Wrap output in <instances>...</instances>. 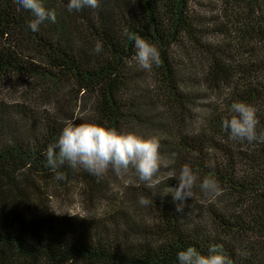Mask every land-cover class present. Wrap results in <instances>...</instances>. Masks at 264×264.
<instances>
[{"label": "trees", "instance_id": "trees-1", "mask_svg": "<svg viewBox=\"0 0 264 264\" xmlns=\"http://www.w3.org/2000/svg\"><path fill=\"white\" fill-rule=\"evenodd\" d=\"M67 2L43 0L57 20L32 32L31 13L0 0V264H177L179 250L214 244L233 264H264V142L221 127L240 101L264 130V0ZM129 36L156 45L159 66L140 68ZM67 121L157 136L155 186L134 169L64 165L56 179L43 153ZM186 163L197 180L178 212ZM205 177L217 194L200 190Z\"/></svg>", "mask_w": 264, "mask_h": 264}, {"label": "clouds", "instance_id": "clouds-1", "mask_svg": "<svg viewBox=\"0 0 264 264\" xmlns=\"http://www.w3.org/2000/svg\"><path fill=\"white\" fill-rule=\"evenodd\" d=\"M18 8L29 11L32 19L27 27L32 32L39 31V26L46 20L55 23L57 13L54 9L44 6L43 0H17ZM99 0H68L66 8L69 12L82 8L96 9ZM134 41L135 53L133 60L137 65L150 70L159 66L160 52L156 45L139 36L131 37ZM102 42L97 40L93 46L95 53L102 51ZM232 115L222 119L221 127L228 132L229 139L238 141L264 142V130L258 131L257 109L246 102H233L229 106ZM160 140L157 136H144L132 131H121L104 123H75L67 121L61 128L57 138L48 145L43 153L45 166L55 173L56 179H62L63 174L57 169L67 165L72 169H82L94 176H101L111 169L117 176L134 169L140 181L146 182V187L153 188V179L160 167ZM178 186L172 194L176 210L182 211L186 198L192 197V188L197 180L193 168L184 164L178 176ZM205 194H217L219 186L214 177H205L199 184ZM140 206H147L150 200L144 196L138 197ZM177 264H233L232 259L223 251L222 245L214 244L208 247L206 254L194 246H187L176 253Z\"/></svg>", "mask_w": 264, "mask_h": 264}, {"label": "rangeland", "instance_id": "rangeland-1", "mask_svg": "<svg viewBox=\"0 0 264 264\" xmlns=\"http://www.w3.org/2000/svg\"><path fill=\"white\" fill-rule=\"evenodd\" d=\"M57 206L56 207L57 209L58 208H62L64 210H67V211H70V212H82V213H85L84 209L78 205V203H74L73 201L71 202H68V201H59L57 203Z\"/></svg>", "mask_w": 264, "mask_h": 264}]
</instances>
